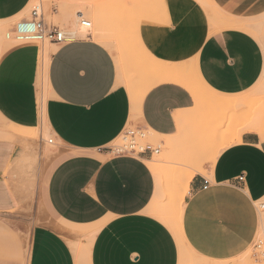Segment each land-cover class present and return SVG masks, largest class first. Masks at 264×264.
Wrapping results in <instances>:
<instances>
[{
	"label": "crops",
	"instance_id": "obj_1",
	"mask_svg": "<svg viewBox=\"0 0 264 264\" xmlns=\"http://www.w3.org/2000/svg\"><path fill=\"white\" fill-rule=\"evenodd\" d=\"M30 1L0 0V20L20 15ZM165 3L163 21L146 20L137 31L159 59L149 63L169 69L163 79L149 72L145 92L124 83L114 53L92 37L50 53L43 103L41 44L17 43L0 54V116L12 126L45 124L64 148L38 187L52 218L32 227L25 264H182L184 248L225 261L246 252L264 229L258 208L264 198V0ZM181 66L192 73L176 82ZM193 76L217 97L207 102L222 107L205 134L190 121L198 102L189 88L199 87ZM219 122L223 134H215ZM231 124L237 134L230 135ZM128 127L161 136L166 152L182 144L179 158L195 163L181 199V240L161 212L159 219L150 211L158 185L153 153L107 149ZM190 142L206 148L187 156L183 144ZM20 154L17 139L0 138V215L21 208L32 193ZM86 234L87 242L78 244ZM14 241L0 228V264H23Z\"/></svg>",
	"mask_w": 264,
	"mask_h": 264
},
{
	"label": "rangeland",
	"instance_id": "obj_2",
	"mask_svg": "<svg viewBox=\"0 0 264 264\" xmlns=\"http://www.w3.org/2000/svg\"><path fill=\"white\" fill-rule=\"evenodd\" d=\"M166 4L165 0H31L20 15L12 19L0 20V54L8 47L23 42V39L18 37L16 25L23 19H30L31 11L38 8L47 25L58 26L69 34L70 40L68 41L92 37L93 40L104 43L116 56L117 70L124 83L132 85L134 92H138L143 90L144 85L153 78L149 72L145 74V65L153 61V57L158 58L155 56L153 48L151 51L145 50L137 31L146 20L155 21L153 23H157L159 19L163 21L167 12ZM78 10H82L81 18L74 15ZM82 19L90 21L89 35L88 32L86 34L81 32V28H83ZM64 43L43 41L41 43L40 61L43 56L48 61L50 53L55 51L59 44ZM192 79L199 86L194 76ZM39 86L40 98L42 99L40 101L43 103L48 96L49 88L47 69L46 74L40 75ZM199 87H194L197 92L202 95L208 93L207 90L201 89L202 86ZM204 100L195 101L190 114L192 127L203 134L206 133L209 118L217 121L222 116V107H217V105ZM222 127V122H219L215 134H223ZM129 128L134 129L132 127L126 128L110 146L125 144L123 137ZM238 128V125L233 127L231 124L229 129L233 130V133L230 135L237 134ZM142 132H144V136L136 138L138 145L150 142L160 147V151L153 153L152 161L149 162L158 183L150 211L157 217L158 213L161 212L165 222L172 224L176 218L174 214L182 204V195L184 199L187 192V187L184 188L185 178L189 176L187 173L194 171L196 166L191 159L179 158L182 144H178L166 152L164 145L161 144L163 139L161 136L149 129L147 131L142 130ZM0 138L18 140L21 147L18 165L22 170L24 181L32 190L30 198L21 208L15 212L0 215V228L7 232L8 240H15L16 257L25 264L32 227L52 218L44 202L40 200L38 187L54 163L62 157L64 148L47 130L45 124L36 129L12 126L5 122L1 116ZM50 138L53 139L52 143L48 142ZM183 145L187 146V156H196L204 151V147L206 148L205 142L199 145L191 142ZM178 162L181 164L176 166L174 163ZM263 199H261L262 203L264 202ZM258 208L264 210V206L259 207V204ZM87 239L88 234L82 239H78L77 242L83 246ZM182 264H264V229L259 228L251 246L237 258L213 261L194 255L184 248Z\"/></svg>",
	"mask_w": 264,
	"mask_h": 264
},
{
	"label": "built area",
	"instance_id": "obj_3",
	"mask_svg": "<svg viewBox=\"0 0 264 264\" xmlns=\"http://www.w3.org/2000/svg\"><path fill=\"white\" fill-rule=\"evenodd\" d=\"M83 26L88 27L89 21L81 20ZM16 32L18 37L23 39V42H33L41 44L43 41L51 42H66L70 40L68 33L55 25H47L43 19L42 14L38 8H34L31 11L30 19H23L16 25ZM144 132L141 129H127L125 131L123 141L125 144L122 146H109L107 149L116 154L132 153V154H144L146 152L158 153L159 145H153L146 142L142 145H138L136 138L143 137ZM52 143V139L48 140ZM239 180L243 179V176L238 177Z\"/></svg>",
	"mask_w": 264,
	"mask_h": 264
},
{
	"label": "bare ground",
	"instance_id": "obj_4",
	"mask_svg": "<svg viewBox=\"0 0 264 264\" xmlns=\"http://www.w3.org/2000/svg\"><path fill=\"white\" fill-rule=\"evenodd\" d=\"M74 15L77 18L78 17L81 18L82 17V10L76 11ZM82 20H85V19H82ZM86 21H88V20H86ZM89 23H90V21H89ZM82 27H83V28H81L82 29L81 32H83L82 34H86L88 32V29H89L90 25L88 26V28H86V26H82ZM87 34L89 35V32ZM48 63H49V60L47 61L45 59V57L43 56L42 60L39 63V69H40V75L41 76H43V74H46V69H47ZM144 71H145V74H147L148 72H157L160 75L161 79H163V76H165V75H167L169 73V69L168 68L167 69H163L161 67L155 66L154 64H146ZM186 73H192V69L189 66H181L179 69H177L176 76L174 77L173 80L176 81V82H179V81L183 80V82H184V79L186 78V76H185ZM185 85H187V84L185 83ZM148 87L149 86L145 87L143 89V92H145ZM189 88L196 94L195 97H196L198 102L200 100H202V99L204 100V98H205V100H207L208 98H216L217 99V97H214V95H212L210 92H208L206 95H202L199 92H197V90L193 86H190ZM208 101H209V99H208ZM212 102H210V103H212ZM217 103H219V102H217ZM228 117H229V119L231 121H233L237 117V109H234V108L230 109V111L228 112ZM218 149L215 151L214 156L217 155V153L219 151ZM190 177L191 176L189 175V176H187L185 178L186 180L184 181L185 182L184 187L187 185L188 181L190 180ZM258 204H259V207H263L264 206L262 204V202H260V201L258 202ZM183 208H184V205L180 204V206L178 207V209L176 210V212L174 214L176 216L175 221H173L172 224H171L175 234L178 236V239L181 238L180 237V232H181V220H182ZM260 212H261V216H262V218L264 220V210L260 209ZM160 215H162V214H160Z\"/></svg>",
	"mask_w": 264,
	"mask_h": 264
}]
</instances>
